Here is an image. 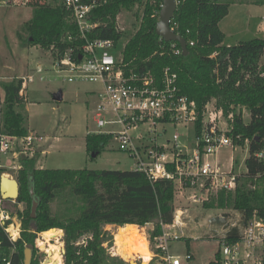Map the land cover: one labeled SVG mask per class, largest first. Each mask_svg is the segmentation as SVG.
<instances>
[{"label":"trees","instance_id":"trees-1","mask_svg":"<svg viewBox=\"0 0 264 264\" xmlns=\"http://www.w3.org/2000/svg\"><path fill=\"white\" fill-rule=\"evenodd\" d=\"M178 1L170 28L185 40V54L174 55L171 47L175 45L179 49V44L165 42L156 34L160 0H108L98 9L106 27H100L95 37L115 42L123 39V33L117 30L116 17L123 11L142 8L138 28L124 46V62L137 69L146 68L156 77L169 68L177 75L180 95L194 101L199 114L213 97L238 108L233 132L235 138L239 137L235 141L237 146L248 145L244 179L250 188L241 192L236 209L245 214V219L251 217L253 210L263 216L264 155L257 159L255 154L264 153V64L261 63L264 39L222 46L224 35L218 24L227 16L230 4L217 0ZM232 3L245 2L232 0ZM32 8V18L17 33L20 44L38 46L52 51L53 55L62 52L69 44L67 37L76 34L69 13L56 5ZM213 54L216 56L210 58ZM20 85L21 79H13L2 86L4 130L18 138L27 135L24 99L18 96ZM243 109L249 114L247 123L243 121ZM109 140L110 137L86 134V151L99 154ZM38 158V153L31 158L19 157L16 177L19 195L14 203L24 204L25 209L16 212L20 220L18 239L11 241L0 227V264H24L27 248L32 254L30 264H38L34 255L37 235L51 229L63 232V264H129L104 247L105 227H143L154 223L152 236H156L160 233L158 223L169 224L173 219L174 186L170 181L151 185L136 170L41 169L36 167ZM33 201L37 202V208L35 217L31 218ZM0 202L6 210L4 204L11 201L0 198ZM52 203L57 204L55 211L51 209ZM216 206L223 208V194L219 195ZM11 224V219L7 220L4 228Z\"/></svg>","mask_w":264,"mask_h":264},{"label":"built area","instance_id":"built-area-1","mask_svg":"<svg viewBox=\"0 0 264 264\" xmlns=\"http://www.w3.org/2000/svg\"><path fill=\"white\" fill-rule=\"evenodd\" d=\"M107 1L0 0V3L31 7L62 6L76 27V34L67 37L69 44L62 52L52 54V70L63 74L64 80L69 83L88 82L99 87L95 92L97 100L93 108L95 130L87 134L110 137L118 150L134 160L135 170L141 172L151 185L161 180L172 182L173 203L180 198L185 199V204L202 208L211 205L219 211L212 221L226 222L223 228L226 232L193 238L217 243L218 251L208 264H264V215L260 216L258 211L253 210L251 217L245 219V214L236 209L241 192L250 185L246 183L244 174L235 172L232 167H223L215 159L219 149L237 146L235 141L239 137L235 138L233 131L238 108L232 103H220L213 97L199 114L194 101L180 95L177 75L169 68L163 69L156 77L146 68L137 69L125 63L124 48L121 52L118 50L121 39L115 42L95 37L100 27H106L98 9ZM160 1L161 9L163 0ZM175 3L177 7L179 1L175 0ZM117 30L122 32L118 26ZM171 48L174 55L182 52L175 45ZM215 56L213 54L210 58ZM261 59L264 64V54ZM33 81L31 75L21 78L19 97H24L27 85ZM4 105V96L0 95V169L6 167L1 164L2 160L9 161L11 158L15 161L9 168L18 171L19 157L31 158L35 154L33 147L39 146L43 137L32 132L22 138L8 135L4 130ZM168 126L193 129L188 145L179 144L177 133L166 137ZM263 155L260 151L255 157L262 159ZM220 194L224 198L223 208L216 206ZM186 213L187 209L179 208L177 203L171 223L159 222L160 233L156 236H152L154 223L140 227L147 244L148 259L145 264H181L177 257L170 255L169 247L185 239ZM9 219L0 202V227L11 241H15L18 229L15 236L9 231L12 224L4 228ZM38 248L36 245L37 253ZM110 253L120 256L117 247L115 252L111 250ZM137 258L136 264L144 262L141 255ZM191 259L192 256L186 254L185 261Z\"/></svg>","mask_w":264,"mask_h":264},{"label":"rangeland","instance_id":"rangeland-1","mask_svg":"<svg viewBox=\"0 0 264 264\" xmlns=\"http://www.w3.org/2000/svg\"><path fill=\"white\" fill-rule=\"evenodd\" d=\"M219 1L231 4L232 0ZM243 1L245 2L243 5H229L231 8L227 20L232 21L229 32L235 33L236 36L226 38L224 45L234 46L239 42L256 38L264 39V0ZM255 2L257 4H254ZM32 9L31 6L0 3V82L19 79L27 73L34 78L26 92L23 114L25 118L24 127L28 128V131L43 137L40 145L33 147L35 153L39 154L36 167L47 170H135L134 160L128 154L118 150L116 143L112 140H109L103 150L99 154H95L94 157V153L89 154L86 151V134L95 130L93 108L97 100L95 92L99 87L88 82H67L64 80L63 74L52 70V51L38 46L23 47L20 44L17 33L32 18ZM141 10L142 8L136 7L132 11H123L118 15L117 26L122 30L124 36L118 47L120 52L128 38L138 28ZM158 20L159 13L157 22ZM22 37L26 38V34H23ZM261 61L263 63V59ZM57 94L61 95L60 101L54 100V96ZM248 120V111L243 109V121L247 123ZM165 130L166 137H171L177 133L180 137L179 144L181 146H187V141L194 134L193 129H185L181 126H168ZM246 149V144L243 147L235 146L233 149L225 147L219 149L216 156L223 164H227L229 158L233 156L236 163L241 165V169L244 171L243 158L247 155ZM18 150L19 147L17 146L16 151ZM14 161L11 158L9 161L8 159L2 160L1 164L6 167L0 169L1 175L16 180L17 171L9 168V165H12ZM235 171H238V168ZM184 201L185 199L179 198L177 203L179 208L187 209L186 237L181 243L171 244L169 253L171 256L177 257L181 264H208L214 259L218 251L217 243L214 240H193V238L224 234L226 230L223 228L226 222L212 221L219 213L217 209L188 205ZM177 203H173L174 208H177ZM56 205V203L51 204L53 211L56 210ZM4 208L8 215L10 212L13 213L11 217L9 216L12 222L11 226L18 229L19 233L20 220L16 212H22L25 205H17L14 200H11L10 203L4 204ZM131 228L132 226H125L123 229L117 226L105 227L107 243L104 244V247L114 252L115 247H117V254L125 262L128 261L123 259V248L118 246L115 236L118 232H129ZM136 229L142 235L143 232L140 227L136 226ZM62 235L63 232L50 242L60 246L63 264L64 243L62 242ZM17 236L16 239H18ZM36 245L40 246L38 253ZM48 249L49 246L43 239V233L37 235L34 255L38 264L51 262L49 258L52 255L48 253ZM186 254L192 256L190 261H185ZM133 256L135 259L131 261H138V255L134 254Z\"/></svg>","mask_w":264,"mask_h":264},{"label":"water","instance_id":"water-1","mask_svg":"<svg viewBox=\"0 0 264 264\" xmlns=\"http://www.w3.org/2000/svg\"><path fill=\"white\" fill-rule=\"evenodd\" d=\"M176 11V3L175 0H163L162 1V7L159 11V20L156 24V34L158 37H160L165 42H174L178 43L180 46V49L183 54L186 53V42L185 40L175 34L171 28L170 23L173 17L174 12ZM61 95L57 94L54 96L55 101H60ZM95 154H93V157ZM7 184V185H6ZM10 184V186H9ZM19 195V185L16 180L9 179L5 175L0 176V198L2 200H15ZM37 208V202L33 201L31 204V210L30 215L31 218L35 217V212ZM31 250L25 249L24 251V264H30L31 263ZM129 264H136L135 262L128 261Z\"/></svg>","mask_w":264,"mask_h":264},{"label":"bare ground","instance_id":"bare-ground-1","mask_svg":"<svg viewBox=\"0 0 264 264\" xmlns=\"http://www.w3.org/2000/svg\"><path fill=\"white\" fill-rule=\"evenodd\" d=\"M9 231L12 232L15 236L17 235L15 228H9ZM61 233H62L61 230H56V229H52L50 231L43 233V239L46 243H48L49 246L48 253L52 255V257L49 258L51 262L48 264H61L62 262V256L60 255V246L56 244H52L50 242L52 239L58 237V235H61ZM115 240L118 243V246L123 248L122 252H123L124 260L126 261L134 260L135 256L133 255L136 254V255H141V257L144 259V262L142 264L146 263L148 259L146 241L142 237V235L139 234V231L136 229V226L133 225L129 232L126 233L118 232V234H116L115 236Z\"/></svg>","mask_w":264,"mask_h":264},{"label":"crops","instance_id":"crops-1","mask_svg":"<svg viewBox=\"0 0 264 264\" xmlns=\"http://www.w3.org/2000/svg\"><path fill=\"white\" fill-rule=\"evenodd\" d=\"M217 1H219V0H217ZM219 2H220V1H219ZM239 4H240V3H232V4H230V6H236V5H239ZM242 5H243V4H242ZM230 6H229V9H228V14H227V16H225V17L219 22V24H218L220 31H221V32L223 33V35H224V40H223L222 46H226V47H229V46H227V45H224V41L226 40V38H228V37H229V38H232L233 36H236L235 33L229 32V29H230V27L232 26V25H231L232 21H231V20H227V17H228V15H229V13H230V8H231ZM27 75H29V74L27 73L26 75L20 77L19 79H21V78H23V77H25V76H27ZM1 80H3V79H1ZM9 81H10V80H3V81L0 82V95L4 96V91H3V89H2V86H3L4 83H7V82H9ZM11 81H12V80H11ZM28 86H29V84L27 85V88H26V90H25V92H24V97H23L24 102L26 101V96H27L26 92H27ZM25 111L27 112L26 109H25ZM29 132H30V131H28V128H27V133H29ZM246 151H247V155H246V157L243 158V162H245L246 158L248 157V145H247V149H246ZM216 155H217V154H216ZM38 159H39V158H38ZM215 159H216L217 162H219L220 164H222L223 167H225V168H228V169H229V168L232 167L234 171L238 168V171H235V172L242 173V174H245V173H246V168H245V170L243 171V170L241 169V165H238V164L236 163L235 158H234L233 156H231V157L229 158L227 164H223V163H221V162L217 159V156H215ZM37 168H41V169H42V167H37ZM111 226H112V225H108L107 227H111ZM122 229H123V228H122ZM61 237H62V236H61ZM61 264H62V262H61Z\"/></svg>","mask_w":264,"mask_h":264}]
</instances>
